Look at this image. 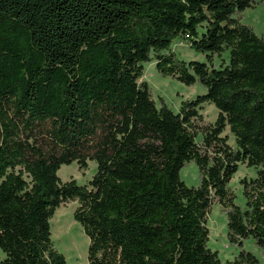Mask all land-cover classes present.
Instances as JSON below:
<instances>
[{"label":"trees","instance_id":"1","mask_svg":"<svg viewBox=\"0 0 264 264\" xmlns=\"http://www.w3.org/2000/svg\"><path fill=\"white\" fill-rule=\"evenodd\" d=\"M256 4L0 0V264H66L51 220L74 200L88 264H220L208 246L215 204L238 248L228 264H261L243 248L264 252V37L241 22ZM175 40L204 59L179 58ZM149 62L205 92L177 112L157 105L140 80ZM88 161L87 183L58 176ZM191 162L188 186L180 171ZM242 163L257 172L241 179L240 206L229 182Z\"/></svg>","mask_w":264,"mask_h":264},{"label":"rangeland","instance_id":"2","mask_svg":"<svg viewBox=\"0 0 264 264\" xmlns=\"http://www.w3.org/2000/svg\"><path fill=\"white\" fill-rule=\"evenodd\" d=\"M241 22L248 25L253 31L264 37V4H256L254 7L247 8L241 14ZM173 50L176 55L185 60L197 59L203 60L201 53H197L190 49L186 44L180 40H175L172 43ZM227 52L220 57H215L214 62L219 64L220 61L226 60ZM140 80H146L151 91V96L159 105V99L177 112L179 110L180 102L185 99H193L196 95L204 93L205 89L195 84L187 86L172 77L160 76L156 69L154 62L144 64L143 76ZM206 122H214L218 110L213 104L204 103L199 109ZM222 135L228 136V143L234 146V139L225 129ZM96 164L94 161H88V167L84 171H80L75 162L69 165H62L58 171V176L64 182L70 178H74L79 184L87 183V181L95 173ZM257 168L248 167L245 163L239 164L237 172L229 182L230 190L235 195V203L243 206L244 198L242 196L241 179L255 177ZM180 176L188 185H196L198 182V169L196 165L191 162L186 164L180 171ZM78 206L76 200L69 201L62 204L54 212L52 222V241L54 246L63 253L66 258V264H88L87 261V247L88 238L85 236L81 226L73 219V213ZM226 215L220 211L219 206L215 204L208 216L207 226L209 228L208 246L211 250L217 251L220 259V264H228L233 259L238 251L236 246L229 244L226 236ZM243 248L253 253L261 264H264V252L256 247L253 241H245ZM4 254L0 251V260Z\"/></svg>","mask_w":264,"mask_h":264}]
</instances>
